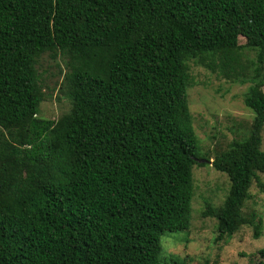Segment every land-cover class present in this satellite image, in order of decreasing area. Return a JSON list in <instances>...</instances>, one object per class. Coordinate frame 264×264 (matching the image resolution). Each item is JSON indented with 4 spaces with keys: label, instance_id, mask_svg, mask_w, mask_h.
<instances>
[{
    "label": "trees",
    "instance_id": "obj_1",
    "mask_svg": "<svg viewBox=\"0 0 264 264\" xmlns=\"http://www.w3.org/2000/svg\"><path fill=\"white\" fill-rule=\"evenodd\" d=\"M44 56L66 60L57 120L39 117ZM191 63L249 85L252 124L211 163L229 195L204 217L217 241L259 239L243 210L264 193V0H0V264H181L161 262V238L189 231L193 168L211 161Z\"/></svg>",
    "mask_w": 264,
    "mask_h": 264
},
{
    "label": "rangeland",
    "instance_id": "obj_2",
    "mask_svg": "<svg viewBox=\"0 0 264 264\" xmlns=\"http://www.w3.org/2000/svg\"><path fill=\"white\" fill-rule=\"evenodd\" d=\"M240 45H245L243 37ZM254 52L249 58H254ZM66 60H49L42 57L37 65L42 77L46 100L40 106L39 117L57 120L71 108L63 87ZM195 85L188 91V100L199 138L197 160H205L208 152L213 162L218 152L225 150L234 140L247 133L253 121V113L244 104L249 85L228 81L218 74L190 64ZM264 91V88H263ZM264 150V130L262 132ZM264 183V174H259ZM195 196L192 201L191 226L189 231L167 232L161 243V262L176 261L181 264H248L249 256L264 249V193L256 183L250 190L251 198L243 210L244 215L256 213L263 221L262 234L254 239V228L242 227L232 238L217 241V220L204 217L207 204L219 209L230 192V179L217 172L211 165L193 168Z\"/></svg>",
    "mask_w": 264,
    "mask_h": 264
},
{
    "label": "water",
    "instance_id": "obj_3",
    "mask_svg": "<svg viewBox=\"0 0 264 264\" xmlns=\"http://www.w3.org/2000/svg\"><path fill=\"white\" fill-rule=\"evenodd\" d=\"M200 163L206 162V160H201L199 161ZM210 163H212V161H210Z\"/></svg>",
    "mask_w": 264,
    "mask_h": 264
}]
</instances>
